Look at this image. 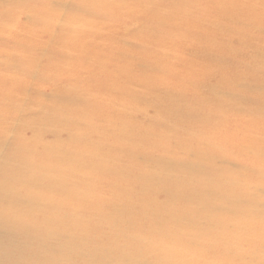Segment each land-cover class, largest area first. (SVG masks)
<instances>
[{
    "label": "bare ground",
    "instance_id": "obj_1",
    "mask_svg": "<svg viewBox=\"0 0 264 264\" xmlns=\"http://www.w3.org/2000/svg\"><path fill=\"white\" fill-rule=\"evenodd\" d=\"M40 1L0 0V264H264V0Z\"/></svg>",
    "mask_w": 264,
    "mask_h": 264
},
{
    "label": "rangeland",
    "instance_id": "obj_2",
    "mask_svg": "<svg viewBox=\"0 0 264 264\" xmlns=\"http://www.w3.org/2000/svg\"><path fill=\"white\" fill-rule=\"evenodd\" d=\"M175 1H179V0H166L165 3H168L169 5H173ZM180 1L181 2H187V1H190V0H180ZM89 2H90V0L89 1H87V0H77V1L72 2V4L73 5H87V6L91 5L93 7H101L102 6V4L98 0L93 2V3H89ZM55 3L56 2H54L52 0H41L40 2L35 4V7L37 6L40 9V8H44V7L53 6ZM39 9L37 11H35V13H37V14L41 13L40 12L41 10H39ZM4 11L7 12V13L12 12V10H10V9L4 10ZM27 12L28 11L18 10L16 13L17 14H21V16H22L23 14L26 15ZM48 12L49 11L47 10L46 13H48ZM104 12L105 11H103L101 9L92 11V13L95 14L96 16H98V17L102 16L104 14ZM53 13H54V11H53ZM120 13H126V10L120 11ZM100 18L102 19L103 17H100ZM104 25H106V22L103 21V20H101L98 23L97 22L96 23H92V26L93 27H97V28L98 27H102ZM25 27H27V25Z\"/></svg>",
    "mask_w": 264,
    "mask_h": 264
}]
</instances>
